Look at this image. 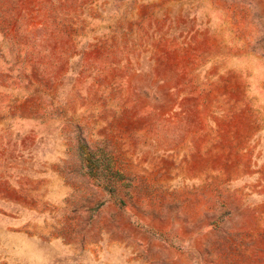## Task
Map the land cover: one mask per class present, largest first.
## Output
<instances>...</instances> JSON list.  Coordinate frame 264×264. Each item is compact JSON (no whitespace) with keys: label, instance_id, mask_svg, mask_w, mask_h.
<instances>
[{"label":"rangeland","instance_id":"obj_1","mask_svg":"<svg viewBox=\"0 0 264 264\" xmlns=\"http://www.w3.org/2000/svg\"><path fill=\"white\" fill-rule=\"evenodd\" d=\"M0 264H264V0H0Z\"/></svg>","mask_w":264,"mask_h":264}]
</instances>
